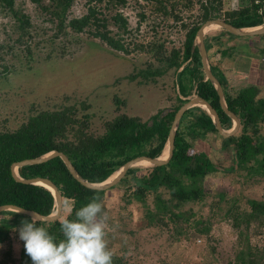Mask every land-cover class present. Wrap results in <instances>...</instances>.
<instances>
[{
    "label": "trees",
    "instance_id": "trees-1",
    "mask_svg": "<svg viewBox=\"0 0 264 264\" xmlns=\"http://www.w3.org/2000/svg\"><path fill=\"white\" fill-rule=\"evenodd\" d=\"M16 1L0 0V10L13 19L18 32L15 43L24 44L27 58L31 59L27 40L31 39L29 32L33 26L30 16L23 13ZM29 1L40 12L42 22H49L55 28L53 40L61 35L85 34L114 52L148 55L151 61L130 79L140 78L141 83L156 84L158 79L171 73L173 95L167 100L169 107L163 105L147 120L116 111L111 120L102 122L98 132L94 130L96 116L91 105L85 101L70 104L68 97L50 110L32 109L16 127L6 126L5 120L0 127V206L14 205L42 216L55 210L54 199L47 189L19 183L11 174L14 163L51 151L64 154L81 178L89 183L105 181L134 158L160 156L175 113L193 94L215 109L224 130L232 127L231 119L220 107L215 89L205 81L194 39L201 25L211 19L223 20L235 28L262 25L264 0H248L246 5L230 10L225 8L224 0ZM78 2L84 10L79 17L73 16ZM128 8H138V24L149 23L155 34L157 27L165 29L167 37L175 35L178 29L177 37H181L178 45L172 44L163 33L147 40L140 29L132 31L123 14ZM230 35L235 37L224 30L206 35L204 44L227 108L240 123L234 136L221 137L204 110L191 108L179 122L173 156L166 165L129 169L120 183L107 191L82 186L58 157L43 164L20 167L18 175L22 179L47 178L62 197L60 217L37 226L46 227L58 242L64 238L60 229L62 220H74L76 211L86 206L93 196H99L109 217L107 239L113 252V264H264V194L257 196L264 184V96L259 86L239 89L230 86L232 77L226 73V67H222V61L237 57L236 47L229 46L223 39ZM258 37L264 39V35L255 36ZM5 46V54L10 53L12 47L3 43H0V51ZM0 69V76L6 80L18 72L13 65L0 63ZM115 102L117 109L120 100ZM165 109L171 111L163 116ZM210 136L216 137L219 154H230L228 166L204 151H193L194 143L205 142ZM218 176L230 178L234 187L237 184L240 187L228 193L205 186L207 179ZM117 187L122 190L115 195L112 192ZM65 199L74 201L71 213L63 207ZM23 220L31 222L26 215L0 213V264H32L19 238L18 229ZM135 221L140 222V226L135 227ZM223 225L230 229L227 240L217 238L215 233L217 229L222 230ZM138 232L142 241L135 237ZM146 238L148 241L164 238L167 244L152 247V254L156 256L154 262H150L149 253L146 257L141 254L146 250L139 246ZM198 239H202L204 245L194 247ZM220 242L226 245L223 249L215 246Z\"/></svg>",
    "mask_w": 264,
    "mask_h": 264
},
{
    "label": "rangeland",
    "instance_id": "rangeland-1",
    "mask_svg": "<svg viewBox=\"0 0 264 264\" xmlns=\"http://www.w3.org/2000/svg\"><path fill=\"white\" fill-rule=\"evenodd\" d=\"M224 1L225 8L228 10L248 3V0ZM139 2L143 3L140 0ZM16 4L31 19L33 28L30 29L31 39H28L27 43L31 46L32 58H27L29 55L24 50V44L15 43L18 32L13 26V19L0 10V43L12 47L8 54H5L7 46L1 50L3 52L0 51V56L3 58L0 63L8 66L13 65V68L18 71L11 74L12 77L7 80L2 75L0 76V127L3 126L5 120L7 121L6 126L16 127L23 117H27L31 113L32 109H53L54 105L61 103L65 97L69 98L68 103L70 104L78 105L85 101L91 105V111L96 116L93 119L96 132L101 130L104 120H111L116 115V111L147 120L159 108L164 107L163 105L169 107L170 104L167 100L173 95L171 73L158 79L156 84L141 83L140 78L130 79L132 75L144 69L148 61H151L148 55L143 53L125 55L121 52H114L98 39H93L85 34H69L67 37L61 35L53 40L56 33L55 28L49 22H42L43 19L39 17L40 12L29 0H17ZM137 11L138 8H128L123 11L132 31L140 29L141 34L145 35L147 40L156 34L163 33L164 37L170 39L172 44L178 45L179 38H181L177 37L178 29H176L175 35L167 37V31L157 27L155 34L156 31L150 30L152 25L149 23L138 24ZM73 12V16L79 17L83 14L84 10L80 2L74 6ZM222 31L218 28L215 31H209L207 35H214ZM134 35H136L135 32ZM230 39L246 44V49L238 51L236 48L234 51L241 64L240 68H243L239 72L240 74L236 75L237 71L232 72L231 70V66L235 64L232 62L234 57L229 61H222V67H226V73L232 77V80L229 81L230 86L235 89L247 85L259 86L260 93L264 96V44L256 42L258 40H255L257 39L255 37L237 38L231 36ZM232 43L237 45V42ZM254 59H258V61H252ZM215 73L218 74V72ZM229 79L231 78L229 77ZM116 99L120 100L117 109ZM15 118H17L16 121ZM193 151H204L210 154L215 161H221L225 166L230 164V154H219V145L215 136H210L205 142L194 143ZM205 186L220 192L228 191V193H232L240 187L239 184L234 187L230 178L220 176L207 179ZM121 190V187H117L112 193L116 195ZM262 193L264 194V184L259 188L257 196ZM11 217L7 216L8 219ZM134 224L135 227L140 226V222L135 221ZM229 231V226L223 225V229H217L215 233L217 238L227 240ZM135 237L140 241L143 240L139 232L135 234ZM166 245L164 238L149 241L146 238V241H143L139 247L146 250L141 253L142 256L146 257L149 253L150 262H154L156 256L152 254L151 250H154L152 247H166ZM202 245H204L203 240L198 239L193 246L201 247ZM215 246L223 249L226 245L220 242Z\"/></svg>",
    "mask_w": 264,
    "mask_h": 264
},
{
    "label": "water",
    "instance_id": "water-1",
    "mask_svg": "<svg viewBox=\"0 0 264 264\" xmlns=\"http://www.w3.org/2000/svg\"><path fill=\"white\" fill-rule=\"evenodd\" d=\"M211 25H216L218 26L219 29H222L224 31H227L228 33L238 36V37H255V36H262L264 35V23L260 26L253 27V28H235L232 25L226 23L223 20L220 19H211L206 21L201 25V27L198 29L195 39H194V48L197 49L198 54L200 56V61L202 65V70L205 76V81H209L213 88L215 89L218 99H219V104L222 109V111L231 119L232 121V127L229 130H224L221 126V122L219 119V116L215 109L203 98H200L193 94L191 97L186 98L187 102H185L179 110L175 113L174 119L172 121L167 142L165 147L168 148V153L165 157H162V153L160 156L155 157V158H150L146 156H141L134 158L127 163H125L123 166H121L117 171H115L112 175L115 174V177L107 182V180L112 176H110L108 179L101 183H89L77 173L73 165L70 163V161L67 159V157L58 152V151H51L49 153H46L40 157L34 158V159H29V160H23L18 163H14L11 166V174L12 177L15 179V181L26 184V185H36V186H41L45 189H47L55 203V210L47 216H42L34 211H29L25 210L23 208H20L18 206L14 205H3L0 206V213L2 212H11V213H17V214H22L30 217L32 219V216L35 215L36 219L38 221L42 222H52L57 220L62 211V197L61 194L59 193L58 189L56 186L47 178H33V179H22L18 175V168L24 167V166H31V165H39L43 164L53 158H60L63 163L65 164L66 168L68 169L69 173L71 176L82 186L86 187L87 189H91L94 191H107L111 189L112 187L118 185L120 181L125 177L126 173L128 172L129 169L136 168V167H143L141 166L143 163H147L149 166H146L145 168L148 167H161L166 165L172 158L173 156V150H174V139H175V134L177 131V128L179 126V122L183 116V114L188 111L191 108L194 107H199L202 110H204L208 116L210 117L212 123L214 124L215 129L217 130L218 134L223 137V138H228L231 136H234L239 128H240V123L238 118L231 113L226 105L225 98H224V92L222 89V86L220 82L217 80V78L213 75L210 64H209V59L207 56V51L205 48L204 44V38L208 34L207 29ZM171 110L166 109L163 111L162 115H166L169 113ZM107 182V183H106Z\"/></svg>",
    "mask_w": 264,
    "mask_h": 264
},
{
    "label": "clouds",
    "instance_id": "clouds-1",
    "mask_svg": "<svg viewBox=\"0 0 264 264\" xmlns=\"http://www.w3.org/2000/svg\"><path fill=\"white\" fill-rule=\"evenodd\" d=\"M73 205L72 199L63 201L69 213ZM108 220L103 200L93 196L86 206L75 212L74 220H62L60 229L64 238L58 242L46 227L37 226L43 222L35 215L31 222L21 221L19 238L32 264H113V252L107 239Z\"/></svg>",
    "mask_w": 264,
    "mask_h": 264
},
{
    "label": "crops",
    "instance_id": "crops-1",
    "mask_svg": "<svg viewBox=\"0 0 264 264\" xmlns=\"http://www.w3.org/2000/svg\"><path fill=\"white\" fill-rule=\"evenodd\" d=\"M214 35H216V34H214ZM235 36V35H234ZM235 37H237L238 38V36H235ZM228 38V39H227ZM242 38V37H241ZM243 38H245V37H243ZM223 39H224V41H227V44H229V46H235L236 48H237V50H241V49H246L245 47H246V44L243 42V44H241L240 42H238V41H236V40H231L230 39V37L229 36H224L223 37ZM234 39H236V38H234ZM255 40H258V41H256V42H258L259 44H264V41L262 40V39H260L259 37L257 38V39H255ZM232 42H237V45L235 44V43H232ZM238 52V51H237ZM242 55H243V53H242ZM236 59V60H235ZM232 62L233 63H235L234 64V66H232V72L233 71H237V73H235L236 75L237 74H240L239 72L243 69V68H240V66L239 65H241L239 62H238V57H236ZM252 61H258V59H254V60H252ZM234 74V75H235ZM237 79V78H236ZM241 80H243V79H241ZM241 80H238V81H241Z\"/></svg>",
    "mask_w": 264,
    "mask_h": 264
},
{
    "label": "bare ground",
    "instance_id": "bare-ground-1",
    "mask_svg": "<svg viewBox=\"0 0 264 264\" xmlns=\"http://www.w3.org/2000/svg\"><path fill=\"white\" fill-rule=\"evenodd\" d=\"M214 27L218 28V26H216V25H211V26L208 27L207 32H209V31H215V29H212V28H214ZM167 153H168V148L165 147V149H164V151H163V155H162V157H165V156L167 155ZM141 166L146 167V166H149V165H148L147 163H143ZM114 177H115V174L112 175V176L107 180V182L111 181ZM107 182H106V183H107Z\"/></svg>",
    "mask_w": 264,
    "mask_h": 264
},
{
    "label": "flooded vegetation",
    "instance_id": "flooded-vegetation-1",
    "mask_svg": "<svg viewBox=\"0 0 264 264\" xmlns=\"http://www.w3.org/2000/svg\"><path fill=\"white\" fill-rule=\"evenodd\" d=\"M209 64H210V62H209Z\"/></svg>",
    "mask_w": 264,
    "mask_h": 264
}]
</instances>
